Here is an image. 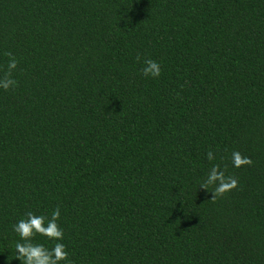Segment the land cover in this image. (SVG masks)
<instances>
[{
	"label": "trees",
	"instance_id": "trees-1",
	"mask_svg": "<svg viewBox=\"0 0 264 264\" xmlns=\"http://www.w3.org/2000/svg\"><path fill=\"white\" fill-rule=\"evenodd\" d=\"M6 52L0 264L56 207L64 239L33 242L72 264H264V0H0ZM213 164L239 181L215 202Z\"/></svg>",
	"mask_w": 264,
	"mask_h": 264
},
{
	"label": "clouds",
	"instance_id": "clouds-1",
	"mask_svg": "<svg viewBox=\"0 0 264 264\" xmlns=\"http://www.w3.org/2000/svg\"><path fill=\"white\" fill-rule=\"evenodd\" d=\"M5 55L8 57V63L3 75H0V89L11 91L18 87L14 72L18 68L19 61L12 52H6ZM140 59L141 57L138 56L137 60L140 61ZM141 73L146 78H159L162 74L161 65L150 58L145 59ZM215 158V154L209 150L207 159L211 162ZM253 163L249 157L243 156L239 151H233L232 164L234 167H250ZM226 172L227 165L222 168L220 164H213L207 176L200 183L199 189L211 193L213 202L224 198L239 187L238 179L227 175ZM210 188L211 191H209ZM60 218L61 209L56 207L50 217L29 212L26 219L19 220L13 230L23 242L18 241L15 244L16 259L22 261V264H72L65 244L57 242L52 248H48L42 243L33 242L38 235L48 240L62 241L64 231L58 223Z\"/></svg>",
	"mask_w": 264,
	"mask_h": 264
}]
</instances>
